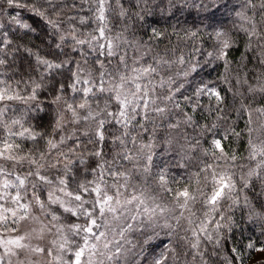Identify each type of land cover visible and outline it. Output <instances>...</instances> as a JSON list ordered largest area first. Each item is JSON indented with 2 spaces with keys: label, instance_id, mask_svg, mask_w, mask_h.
I'll return each instance as SVG.
<instances>
[{
  "label": "clouds",
  "instance_id": "9594fccd",
  "mask_svg": "<svg viewBox=\"0 0 264 264\" xmlns=\"http://www.w3.org/2000/svg\"><path fill=\"white\" fill-rule=\"evenodd\" d=\"M264 0H0V264H264Z\"/></svg>",
  "mask_w": 264,
  "mask_h": 264
},
{
  "label": "rangeland",
  "instance_id": "374dc122",
  "mask_svg": "<svg viewBox=\"0 0 264 264\" xmlns=\"http://www.w3.org/2000/svg\"><path fill=\"white\" fill-rule=\"evenodd\" d=\"M261 255H264V253H262V254H259V255L257 256V259H259Z\"/></svg>",
  "mask_w": 264,
  "mask_h": 264
}]
</instances>
